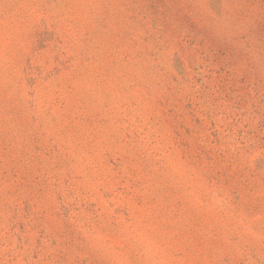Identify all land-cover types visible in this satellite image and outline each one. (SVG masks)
<instances>
[{
  "label": "rangeland",
  "instance_id": "374dc122",
  "mask_svg": "<svg viewBox=\"0 0 264 264\" xmlns=\"http://www.w3.org/2000/svg\"><path fill=\"white\" fill-rule=\"evenodd\" d=\"M0 264H264V0H0Z\"/></svg>",
  "mask_w": 264,
  "mask_h": 264
}]
</instances>
